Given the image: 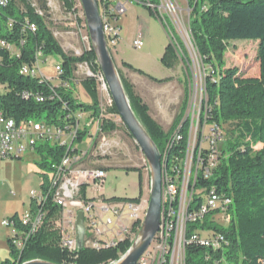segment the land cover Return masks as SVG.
Instances as JSON below:
<instances>
[{
    "label": "trees",
    "instance_id": "16d2710c",
    "mask_svg": "<svg viewBox=\"0 0 264 264\" xmlns=\"http://www.w3.org/2000/svg\"><path fill=\"white\" fill-rule=\"evenodd\" d=\"M59 1L66 10H75L73 3L76 0ZM186 1L191 9L190 37L202 67L207 71L204 78V103L209 109L206 123L217 124L223 137L219 147V162L211 176L204 179L201 173H197L193 205L197 206L201 202L203 190L211 186L218 193L230 198L227 208L229 222L225 226L213 220L214 213L211 212L200 220L187 223L186 227L189 232L209 229L226 235L229 240L228 248L226 238H217V241L221 242L217 249H226V260L224 257H216V264H264V0ZM41 8L46 10L43 6ZM153 14L155 15L154 12ZM26 21L36 25L35 32L26 29ZM0 39L11 44L19 52L16 56L6 48L0 47V83L3 85L0 91V111L3 114L17 122L34 119L48 125H62L65 117L62 102L67 103L72 112L97 111L99 101L93 80L85 79L80 83L90 99L89 104L77 103L71 91L72 85L75 86L71 79L76 63L94 61V68L98 67L91 46L77 56L64 53L47 27L44 16L37 14L36 9L26 0H10L8 6L0 5ZM21 40L24 41L23 45L19 43ZM236 40L257 43L254 58L258 65L257 77H246L237 67L226 66L225 54L229 44ZM42 53L60 56L63 79L68 83V87L53 88L58 97L37 102L33 95L41 93L48 96L51 93L50 84L35 77L20 75L18 69L23 64L32 63L34 58H42ZM160 61L165 67H173L176 64L177 57L171 42L166 45ZM123 66L151 81L161 83L164 80L153 78L126 63H123ZM117 72L134 115L160 153L166 150L165 166L173 175L183 164L188 119L184 120L179 128L181 140L175 141L168 148L166 145L171 142L172 132L174 133L183 119L187 87H184L181 112L174 117L170 129L165 132L149 115L147 105L135 94L133 85L120 75L118 69ZM21 91L32 92V96L24 99L19 95ZM109 111L117 114L114 106ZM115 129L113 122L104 121V133ZM84 136V133H79L80 139ZM34 149L44 157L43 165L49 171L51 165L57 162L64 152L63 147L47 142L38 144ZM127 170L138 169L128 167ZM139 198L140 196L123 200L138 202ZM116 199L111 197L109 200ZM54 209H49L42 227L35 235L30 236L21 253L12 248L10 236L7 238L12 260H5L1 264H21L37 259L54 264H106L109 260L117 259L129 248L130 242L126 240L116 247L99 251L82 247L70 255L58 246V229L51 226ZM204 252L202 247L187 246V264H213L211 261L204 262ZM63 260L67 263H63Z\"/></svg>",
    "mask_w": 264,
    "mask_h": 264
},
{
    "label": "built area",
    "instance_id": "2783aa9c",
    "mask_svg": "<svg viewBox=\"0 0 264 264\" xmlns=\"http://www.w3.org/2000/svg\"><path fill=\"white\" fill-rule=\"evenodd\" d=\"M96 2L104 39L110 50L117 42L118 18L125 13L127 4H131L132 1L96 0ZM142 2L155 13L159 22L161 20L158 11L163 10L165 13L176 16L172 0H142ZM9 3L10 0H2V6H8ZM36 12L42 15V12L37 9ZM25 26L31 32L36 30V25L32 22L26 21ZM83 39L90 47L89 36ZM19 43L23 45L24 41L21 40ZM132 45L137 49L142 47L143 37L140 31L135 36ZM0 47L6 48L13 55H19L18 50L3 39H0ZM47 56L42 53V58H34L32 63L23 64L18 69L20 75L35 77L41 82L50 84L51 93L48 96L41 93L33 95L37 102H43L46 98L51 100L58 97L53 88L68 87V83L63 79L61 59L53 64L57 84H52L53 78L43 74L40 63L46 61ZM75 72L81 75V81L93 80L97 92L106 93L109 99L105 108L99 103L97 111L72 112L67 103L62 102L65 115L62 125H48L34 119L17 122L0 111V159L20 157L26 152L33 151L38 144L46 142L64 148L63 155L51 165L47 176V179H55V186L46 187L45 181L39 191L29 192L30 209L25 210L18 217L1 221L2 226L11 228L10 239L13 249L24 250L27 243H23V236L32 237L37 233L50 208H55L54 210L57 211V227H60L58 246L70 255L78 250L75 221L79 211L82 213L85 229L82 247L96 251L116 247L126 240L131 245L144 219L148 197L139 198L138 202H133L123 200V198L109 200L111 197L87 196L88 189L101 190L107 176L104 168L84 165L89 156V145L98 140V149L101 152L110 148V143L103 134L102 125L104 121L114 122V119L119 116L109 111L113 102L100 68H94V61H84L74 65L71 81L78 85L81 81L74 79ZM2 88L3 85L0 83V91ZM19 95L27 99L32 96V92L21 91ZM205 100L206 98L203 100L200 98L197 104L190 97L187 99L183 119L189 120V127L183 164L180 169L175 168L173 181L163 182L162 175L159 227L150 245L136 264H187L186 247L189 245L205 249L203 260L206 263L211 261L216 264V257H224L226 260V249H217V238H226L228 248L229 240L225 234L209 229L189 232L186 227L187 223L200 220L211 212L222 216L226 224L229 222L227 208L230 198L218 193L213 186L204 189L201 202L197 206L193 205L197 173H201L204 179L211 176L209 167L217 166L220 156L219 147L223 140L220 127L215 123L210 125L206 123L209 109L204 103ZM193 116H201V125H192ZM81 122L82 126H80ZM79 133H84L88 138L86 150L79 148L82 142ZM170 137L177 136L172 132ZM196 137L197 144L195 145ZM180 140L181 137H178V142ZM196 149H203V158H196ZM123 254L117 259L109 260L106 264H115Z\"/></svg>",
    "mask_w": 264,
    "mask_h": 264
},
{
    "label": "rangeland",
    "instance_id": "374dc122",
    "mask_svg": "<svg viewBox=\"0 0 264 264\" xmlns=\"http://www.w3.org/2000/svg\"><path fill=\"white\" fill-rule=\"evenodd\" d=\"M26 1L42 12L47 27L64 53L77 56L88 49L89 45L83 39L88 36V32L79 0L73 3L74 11L66 10L59 0ZM131 1L132 3L127 4L125 13L117 22L120 27L118 38L115 45L110 48V54L120 75L133 85L135 94L147 105L149 115L166 132L170 129L174 117L181 112L184 87H187V99L190 97L197 104L200 98L204 99V78L207 71L202 67L190 37L191 9L186 0H172L176 16L163 10L160 11L162 14L158 11L161 20L159 22L142 0ZM42 6L46 10H43ZM138 31L143 37V45L139 49L132 45ZM170 41L175 49L177 62L173 67H165L160 58ZM256 45V42L246 40L231 42L225 54L226 66L237 67L246 77H257L258 65L254 59ZM46 58V61H41L40 69L46 77L53 78L52 84H57L53 64L60 59V56L48 55ZM123 63L140 69L153 78L164 80L161 83L151 81L124 67ZM75 73L74 79L81 81V75ZM75 86L72 85L71 91L77 103L89 104L90 100L86 98L81 85ZM97 94L99 103L105 108L109 97L106 93L97 92ZM182 115L184 117L185 110ZM195 120L196 118L194 122ZM113 123L116 129L103 133L110 143V148L101 152L98 149V140L89 145V156L84 165L105 168L107 176L102 189L98 191L88 189L87 196L103 195L114 198L140 196L144 199L148 197L149 192L146 177L142 173L147 167L146 161L133 139L126 133L127 130L121 120L115 118ZM82 124L81 122L80 126ZM87 146L88 138L84 136L79 148L86 150ZM44 160L35 149L20 157L0 159V264L5 260H12L7 243L11 228L2 226L1 221L18 217L25 210L30 209L29 192L39 191L50 173L43 165ZM128 167H136L138 170H127ZM56 215L55 210L51 218V226L59 229ZM212 219L222 226L226 225L220 215L214 214ZM63 263H67L66 260H63ZM68 264L72 263L68 262Z\"/></svg>",
    "mask_w": 264,
    "mask_h": 264
},
{
    "label": "water",
    "instance_id": "95a60500",
    "mask_svg": "<svg viewBox=\"0 0 264 264\" xmlns=\"http://www.w3.org/2000/svg\"><path fill=\"white\" fill-rule=\"evenodd\" d=\"M89 36L90 46L107 84L113 106L127 132L142 153L149 175L148 204L141 226L122 257L115 264H136L148 248L158 230L161 215L162 160L154 141L134 115L122 87L110 51L106 45L96 0H79ZM85 229L82 213L79 211L75 221L77 248H82ZM21 264H54L43 260H29Z\"/></svg>",
    "mask_w": 264,
    "mask_h": 264
},
{
    "label": "bare ground",
    "instance_id": "6f19581e",
    "mask_svg": "<svg viewBox=\"0 0 264 264\" xmlns=\"http://www.w3.org/2000/svg\"><path fill=\"white\" fill-rule=\"evenodd\" d=\"M0 5H2V0H0ZM204 91H205V89H204ZM194 118H196L195 122H194ZM200 119H201V116H193L192 117V125H194V123H195V125H200ZM184 120H186V119H182L180 121V123L177 125L176 129L174 130V133L177 137H173L171 142H169L166 145L167 146L166 148L170 147L172 145V143H174L175 141L176 142L178 141V137H180V135L178 133L179 128H181ZM166 156L167 155H166V150H165L163 153H161L163 182H170V181H173V175L169 173V171L167 170V167L165 166ZM196 158H203V149H196ZM214 168L215 167H209V174H212ZM53 186H55V179H47L46 180V187H53ZM29 238H30V236H23V243H27ZM220 245H221V242L217 241V247H219ZM15 251L21 253L22 249H15Z\"/></svg>",
    "mask_w": 264,
    "mask_h": 264
},
{
    "label": "crops",
    "instance_id": "0c3cea01",
    "mask_svg": "<svg viewBox=\"0 0 264 264\" xmlns=\"http://www.w3.org/2000/svg\"><path fill=\"white\" fill-rule=\"evenodd\" d=\"M120 18V17H119ZM119 20V19H118ZM119 25V24H118ZM120 28V27H119ZM138 80V79H137ZM140 80V79H139ZM76 87V86H75ZM83 90V89H82ZM84 92V91H83ZM85 96H86V98H88V96L85 94ZM90 100V99H89ZM106 172H107V170H106ZM144 175H145V177H146V185H147V190H148V188H149V175H148V169H147V167H146V169H144V172H142ZM148 195H149V192H148ZM147 195V196H148ZM103 196V195H102ZM147 198V197H146ZM145 199V198H144Z\"/></svg>",
    "mask_w": 264,
    "mask_h": 264
}]
</instances>
